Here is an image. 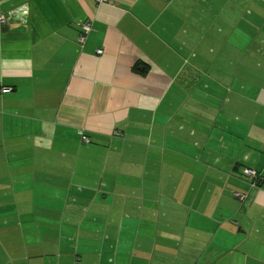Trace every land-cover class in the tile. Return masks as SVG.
<instances>
[{
  "label": "crops",
  "instance_id": "crops-1",
  "mask_svg": "<svg viewBox=\"0 0 264 264\" xmlns=\"http://www.w3.org/2000/svg\"><path fill=\"white\" fill-rule=\"evenodd\" d=\"M230 1L0 0V264H264V0Z\"/></svg>",
  "mask_w": 264,
  "mask_h": 264
},
{
  "label": "built area",
  "instance_id": "built-area-1",
  "mask_svg": "<svg viewBox=\"0 0 264 264\" xmlns=\"http://www.w3.org/2000/svg\"><path fill=\"white\" fill-rule=\"evenodd\" d=\"M97 2H105L107 0H96ZM6 23V20L4 17H0V24L1 25H4ZM91 30V22L88 21V20H85L82 24H81V32L79 34V37H78V43L80 44H83L87 34L90 32ZM101 53V50H98L97 51V54H100ZM9 91V88H0V92H7ZM81 141L83 143H89L90 139L85 136V135H81ZM244 173L246 176L248 177H251V178H256L257 174L251 170V169H245L244 170ZM254 185V183H253Z\"/></svg>",
  "mask_w": 264,
  "mask_h": 264
},
{
  "label": "rangeland",
  "instance_id": "rangeland-1",
  "mask_svg": "<svg viewBox=\"0 0 264 264\" xmlns=\"http://www.w3.org/2000/svg\"><path fill=\"white\" fill-rule=\"evenodd\" d=\"M230 2H234V1L231 0ZM250 2H252V0H243V4H249ZM216 26L217 25H214V27H216Z\"/></svg>",
  "mask_w": 264,
  "mask_h": 264
},
{
  "label": "trees",
  "instance_id": "trees-1",
  "mask_svg": "<svg viewBox=\"0 0 264 264\" xmlns=\"http://www.w3.org/2000/svg\"><path fill=\"white\" fill-rule=\"evenodd\" d=\"M257 178V177H256ZM255 179V178H254Z\"/></svg>",
  "mask_w": 264,
  "mask_h": 264
},
{
  "label": "water",
  "instance_id": "water-1",
  "mask_svg": "<svg viewBox=\"0 0 264 264\" xmlns=\"http://www.w3.org/2000/svg\"><path fill=\"white\" fill-rule=\"evenodd\" d=\"M7 29V28H6Z\"/></svg>",
  "mask_w": 264,
  "mask_h": 264
}]
</instances>
